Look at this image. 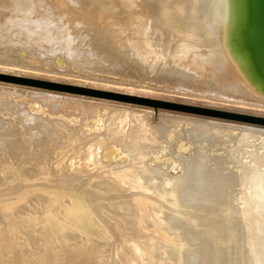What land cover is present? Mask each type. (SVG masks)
Returning <instances> with one entry per match:
<instances>
[{
  "label": "bare ground",
  "instance_id": "6f19581e",
  "mask_svg": "<svg viewBox=\"0 0 264 264\" xmlns=\"http://www.w3.org/2000/svg\"><path fill=\"white\" fill-rule=\"evenodd\" d=\"M45 1L41 14L30 0H10L3 21L25 7L29 16H16L11 31L31 35L29 25L55 41L78 39L69 19L52 18L58 0ZM85 1L71 0L65 9ZM99 1L104 14L85 11L99 22L88 27L98 41L118 39L115 49L137 62L142 52L161 58L182 82L202 85V97L252 106L258 114L250 115L264 117L262 0ZM39 97L41 106L64 101ZM90 110L84 117L103 132L63 161L56 156L64 137L56 121L20 111L17 123L29 144L0 126V264H264V124L172 114L154 126L148 110L138 117L123 108ZM183 133L194 145L186 155ZM102 158L113 162L87 177ZM164 161L179 173L162 169ZM115 229L124 234L112 240Z\"/></svg>",
  "mask_w": 264,
  "mask_h": 264
},
{
  "label": "rangeland",
  "instance_id": "374dc122",
  "mask_svg": "<svg viewBox=\"0 0 264 264\" xmlns=\"http://www.w3.org/2000/svg\"><path fill=\"white\" fill-rule=\"evenodd\" d=\"M9 1L10 0H0V74L13 75V76H19V77H24V78L57 82V83H63V84H70V85H75V86L91 88V89L124 93V94L136 95V96H143V97L155 98V99H160V100H165V101L184 103V104H189V105L228 110V111L239 112V113H244V114H251V112L253 111L254 113L256 112V114H258L256 109L252 106H247V105L243 106V104H240L241 106L240 108V106H238L239 104L234 105V103H233V106H231L232 103H228V101L221 102L219 99L211 98V97L207 99L206 97L208 95L206 93L205 94L207 96L203 94L204 96L202 97L201 93H203L204 91V87L202 85L197 84L194 81L193 83L191 81L193 79L190 78V82L184 79L185 83H187L184 86V83H183L184 80L182 82V78L180 77L181 74L169 73L168 71H166L167 68L166 66H164L165 61L162 60L163 61V64H162L161 58L155 59L156 61L153 58L154 60L153 61L152 56L150 58L148 57V54L146 52H145V55H143L144 53L142 52L141 56L143 59L141 60V62H137L138 60L136 61V56L134 58L133 57L129 58V56L128 57L124 56L123 52H122L123 53L122 55V53H120V51L115 49L113 45L118 42L116 41L118 39L114 37H112L113 38L112 40L114 39L116 40L112 42L113 44L112 43L110 44L111 48L109 44L107 45V42L106 43L103 42L105 44L104 46V44L101 41L97 40V36L95 35L96 31H94L93 28H90L91 31L88 30V27H91V26L95 27L99 25L98 24L99 22L95 19V17H93L92 15L88 16V13L85 12L87 9L90 8L89 13H91V11L93 10L94 12L98 10V12L101 11V13H103L104 9L101 8V6H103L102 1L87 0L84 2L85 4L84 3L82 4L81 9L72 7L66 10L65 7L70 3L71 0H66V1L58 0L59 6L49 10V12H54L55 17H52V18H55L56 20H58L57 18L65 17L66 19H69V21L72 23V25L70 24V26L72 30L77 34L78 39L76 38L73 39L72 37L73 40H70L69 41L70 43H67V44L65 42L55 41L56 38L54 37H48V36L38 34L36 33V29L30 27L29 25L27 26L30 28V30L32 32H35V33H30L31 35L26 34L25 33L26 31H11L10 30L11 26H13L16 23L14 21V19H16V16L20 14V18H22V20L24 21L29 16L30 11L26 10L25 7L18 8L17 14L8 17V20L9 19L11 20L8 21L7 19H5L3 21V19L6 16H8L9 11L12 8V6H10ZM5 2H9V3H5ZM30 2L33 6H36V9L38 10L39 13L43 14L45 10L48 11V5H47L48 3L46 1L44 2V0H30ZM71 5H73V3H71ZM104 17L108 18L109 16L104 15ZM83 18L84 19L86 18V19L84 20ZM87 19L90 23L87 21ZM82 21L83 22L86 21V23L84 22L85 23L84 24ZM113 22L114 21H112V23L110 24H113ZM88 23H89V26H87ZM105 24L107 25V23ZM86 28L87 30L85 31L84 29ZM92 31H94V34ZM82 33L85 35H81ZM90 33H92L93 35ZM91 38H94V39H91ZM95 38H96V42H95ZM92 46H94L96 51H92ZM108 50H109V54H108ZM110 50L111 51L114 50L113 54L112 52H110ZM138 52L140 55L141 51L138 50ZM138 52H137V55H138ZM146 55L148 58L146 59L147 61L144 59ZM181 82L183 86L181 85ZM193 86L196 88H194ZM43 93L45 95H54L55 100L59 103L61 102V100H64L61 103L62 107L60 106V104L59 105L56 104V108H58L56 110L54 105L48 106L47 103L41 106V104H44V101H42V99L39 96L40 94H43ZM199 94L200 96H197ZM70 95H74V96H70ZM5 96H6V99H4L3 101H0V126L9 128L12 131H16L15 133H13V135H15L16 137H19L21 140H26L27 144L31 143V141H28L29 136L26 133V131L22 128V126H19L17 123L18 118L20 117V113H19L20 111H25L28 114L36 115L43 119L49 118L50 120H52V122L55 123L56 121V123L59 124L60 126L59 128L61 130L63 129V132H64V137L62 136V141H61V138H59L60 144H59L58 150L59 152L60 151L61 152L60 154L58 152L56 155L59 161H63L65 158L68 159L70 155H72L73 152L80 149L79 148L81 147L80 144L87 142L86 140H88L89 142L90 136L92 138V136L94 137L96 135H100L103 132V130L97 131V130H101L100 128L98 129L93 128L92 130L90 126L91 124L89 123L93 117H89L88 115H87L88 118L84 117V115L86 116V114H88L86 111H89V109H91L90 111H92V109L98 108L100 109V111H102L104 109L123 108L126 111L130 110L131 113H133V115L137 117L144 115L145 111L148 110L146 112L147 114H145V117L151 125L155 124L154 126H156L157 124L159 125V123H161L162 121H165L164 118L171 117L172 119V116H171L172 114L173 115L178 114L180 116L200 115V114L165 109V108H157L159 110H155L152 106H148V105L135 104V103L125 102V101L116 102L119 100L108 99V98H103V97H96L92 95H85V94H79V93H73V92L60 91V90H55V89H49V88L32 86V85H27V84H22V83H15L11 81L0 80V97L5 98ZM34 96H37L35 97L36 102L33 99ZM68 97H73L75 98V100L69 103L68 100L66 101V98ZM29 98H32L34 101L31 102ZM103 99L114 100V101H106ZM214 99L216 100V102L215 101L212 102ZM29 100H30V103H29ZM40 100L42 101V103ZM73 103L75 106L73 105ZM62 104L64 105V108ZM71 104L73 106V109H72ZM225 104L227 105L225 106ZM32 105H34L36 109ZM76 105L79 106L80 111H78L79 110L78 106L76 110L75 108ZM44 106L46 107V109ZM236 106L238 108V109L236 108L237 110L235 109ZM149 107H151L152 109H149ZM41 108H42V111H41ZM46 112L48 114H46ZM51 112L53 113V115ZM50 116L54 118L52 119ZM71 129H73L72 130L73 134H72ZM85 129H86V132L84 131ZM66 133L68 135L67 137L65 136ZM70 133H71V136H70ZM74 133H76L78 136H76ZM184 134L185 133H183V135ZM74 135H75V138H73ZM182 136H180V139ZM53 138L54 137H52V139ZM182 138H184V139H181L184 141V142L181 141L182 143H186V141H188L187 139L188 135L185 134ZM189 141L186 143V145H184V148L182 147V150L184 151L182 150L181 151L182 153L184 152L183 153L184 155L189 153L188 150L190 151V149L194 148V145L192 141L190 140V138H189ZM64 145L66 146L64 147ZM185 146L188 148L186 149V151H185V148H186ZM74 147L75 149L73 150ZM63 154L66 157H64ZM56 156L54 157L56 158ZM162 160H163V157H162ZM165 161L161 165L162 169H165V170L169 169L168 172L172 175L179 173L178 168H175L176 169L175 170L174 168L170 167L168 162H167L168 165L166 164L168 167L167 168L166 165H164ZM111 162L113 161L109 162L108 160L102 158L99 162L94 164L95 166H93L91 170L85 171V175L87 176L88 173L89 174L91 173V175L101 174V172L109 168L108 164ZM156 162L157 160H152L151 165L155 166ZM103 168L105 169L101 170ZM161 184L167 186L165 182ZM138 191L139 190H137V192ZM151 196L153 198L155 197L153 193L151 194ZM6 211H9V210H6ZM122 230L123 229L119 231L115 229L112 240L114 238L121 237L124 234ZM127 230L133 232L132 228H126V231ZM150 234L152 235L156 234V237L159 236L158 233L153 232V231H150L149 235ZM21 236L23 237L24 235L21 234ZM150 259L154 260L153 257H151ZM161 263L164 264V261L162 260Z\"/></svg>",
  "mask_w": 264,
  "mask_h": 264
},
{
  "label": "water",
  "instance_id": "95a60500",
  "mask_svg": "<svg viewBox=\"0 0 264 264\" xmlns=\"http://www.w3.org/2000/svg\"><path fill=\"white\" fill-rule=\"evenodd\" d=\"M262 3L264 6V0H262ZM262 44L263 42H261L260 45L262 46ZM260 48H261V54L264 57V47L263 48L260 47ZM0 80L11 81L15 83H22V84L55 89V90L66 91V92L92 95V96L103 97V98H108V99H115L119 101L131 102L135 104L148 105V106H152L154 109L165 108V109L184 111V112L195 113V114H200V115L215 116L219 118H226V119H233V120L248 121V122H253V123L264 124V117H259V116L244 114V113H239V112H233V111H228V110L189 105V104L165 101V100H160V99H155V98L136 96V95H130V94H124V93H117V92H110V91H104V90H97V89H91V88H86L82 86H75V85H70V84L30 79V78H24V77L6 75V74H0Z\"/></svg>",
  "mask_w": 264,
  "mask_h": 264
}]
</instances>
